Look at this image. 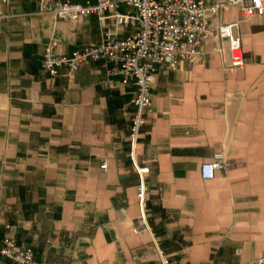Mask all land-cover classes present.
Returning <instances> with one entry per match:
<instances>
[{
    "label": "crops",
    "instance_id": "crops-1",
    "mask_svg": "<svg viewBox=\"0 0 264 264\" xmlns=\"http://www.w3.org/2000/svg\"><path fill=\"white\" fill-rule=\"evenodd\" d=\"M211 24H237L245 66L232 69L227 42L212 39L196 64L161 67L132 151L134 85L107 78L102 62L51 78L42 58L52 38L68 55L135 26L109 15L56 21L40 0H0V248L10 232L37 264H158L151 236L133 233L136 162L148 169V222L175 264L264 255V17L229 7ZM216 161L224 168L204 180L201 166Z\"/></svg>",
    "mask_w": 264,
    "mask_h": 264
},
{
    "label": "built area",
    "instance_id": "built-area-1",
    "mask_svg": "<svg viewBox=\"0 0 264 264\" xmlns=\"http://www.w3.org/2000/svg\"><path fill=\"white\" fill-rule=\"evenodd\" d=\"M122 7L127 9L123 14L119 12ZM229 7H237L242 18L264 17V0H211L209 3L198 0H97L94 5L86 6L40 0V14L50 15L56 21L76 24L91 15L103 21L109 15L118 26H135L132 35L126 38L118 39L104 33L100 44L86 45L68 55L57 52L58 43L52 38L43 52L42 69L51 78H56L62 69H66V76H72L87 63L102 62L107 78L118 77L122 84L134 85L128 140L131 150L135 151L142 128L152 114V85L161 67L175 71L182 64H196L202 46L212 39L227 42L232 69L245 66L241 39L233 34L237 24H211L221 10ZM134 168L138 174L136 199L140 217L133 224V233L151 236L159 256L158 264H175L161 249L160 239L153 234L148 222L147 195L151 192L145 181L148 169L136 162ZM223 168L222 161L205 163L200 168L201 177L211 180ZM174 218L173 214L166 215L167 220ZM0 257L9 260L10 264H37L32 247L17 245L10 232L3 239ZM251 264H264V255Z\"/></svg>",
    "mask_w": 264,
    "mask_h": 264
}]
</instances>
